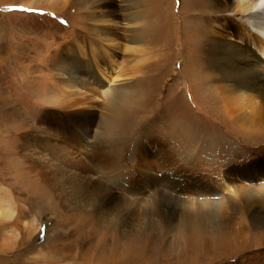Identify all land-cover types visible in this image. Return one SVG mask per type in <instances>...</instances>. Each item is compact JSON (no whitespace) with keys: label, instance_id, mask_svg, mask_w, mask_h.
Instances as JSON below:
<instances>
[{"label":"rangeland","instance_id":"rangeland-1","mask_svg":"<svg viewBox=\"0 0 264 264\" xmlns=\"http://www.w3.org/2000/svg\"><path fill=\"white\" fill-rule=\"evenodd\" d=\"M189 2L160 0L168 20L160 37L156 0H0V264H264V131H248L245 112L219 116L204 80L192 77L195 64L204 66L191 52L203 51V39L185 31L205 18L187 11ZM197 3V11L209 4ZM159 37L174 54L158 50ZM67 75L97 88L92 122L81 130L63 110ZM172 114L189 124H174L184 135L170 128ZM68 131L99 149L98 160L104 150L123 155L118 169L93 170L99 186L86 203L54 189L75 173L55 168L58 145L73 144ZM151 141L177 171L165 178L152 160L157 181L141 198L128 182ZM154 192L158 211L143 219ZM249 196L253 213L243 205ZM118 198L140 215L103 222L98 207ZM132 217L136 226L121 231Z\"/></svg>","mask_w":264,"mask_h":264},{"label":"bare ground","instance_id":"bare-ground-1","mask_svg":"<svg viewBox=\"0 0 264 264\" xmlns=\"http://www.w3.org/2000/svg\"><path fill=\"white\" fill-rule=\"evenodd\" d=\"M209 1L212 2V4ZM209 1L207 0L209 4H205L206 8L204 7L202 11H197V9L194 7L196 4H198L197 0H191L193 5L189 2L190 7L187 9V11H190V13H192L196 18L199 16L205 18V19L203 18L204 20L202 21L203 25L197 23L194 26L190 27L189 30L185 31V34H187V32L190 33V35L188 36L193 35V38H191L192 40L198 41L197 38L200 36H202L203 39L202 41L204 46L203 51L198 50V48L195 50V47L193 50H191L192 54L196 56L197 55L202 56L201 65H204L201 68L198 67L193 62L196 68H193L191 70L192 71L191 73H194L192 77H195L196 79L198 78L199 80H204V82L202 81L203 82L202 85L206 86L205 90L208 91L209 94L208 93L207 94L210 97L208 99L213 100L214 102V104H211L213 106L212 109L215 110L216 107L220 109L221 113H218L219 116L226 115L233 118L236 117V115L238 114L237 112H245L246 113V115H244L245 120L243 121V119H241L242 120L241 121L238 118L239 121L246 127L248 131L263 133L264 131V0H209ZM159 7H160V0H156L155 9H156V14L159 15L157 19L155 17V21H156L155 23L158 25L156 31L158 35L161 37V34L164 31L168 30L167 27L168 20L165 14L159 11ZM104 16L108 18L107 15ZM102 21L103 23L108 24L110 20L106 19ZM205 24L207 25V28L205 29L206 32L205 35H202L201 34L203 31L202 27H204ZM109 26L111 28H109L107 25L103 27L106 30L105 34L107 36H109L108 34L109 31L111 32V30H113L112 28H114L111 25ZM201 28L202 30H200ZM160 37L159 39L157 38L154 39L157 42L156 47L157 46L159 47L158 50H161L163 52L165 50H168V52L174 54V49H173L174 47L172 48V46L166 47L162 45L164 41L162 42V38L160 39ZM105 41L110 42L111 39L110 40L106 39ZM164 53L162 54L163 61L165 60V56H168V54L164 55ZM197 68H201V70L198 71L199 69L197 70ZM60 81L65 83V85H63L62 88L68 89V91L69 89L71 90L68 93V97L66 99L65 98L63 99L64 101H62V106H63V110L65 111L64 113L67 114L69 119H71L72 123L74 124V125L72 124L73 125L72 129H74L75 126L79 130H81V126H82L81 124H85L89 127L90 122H92L91 121L93 114L92 111L96 107V101L94 100L96 98L95 97L96 94L94 92L96 91L97 88L89 85L87 81H84L83 79H80L75 75L73 76L67 75L65 79L62 78ZM143 103H144L142 104L143 107L148 105L145 102ZM172 115L175 118L171 119L174 122L170 124L172 125L170 126V128L175 127L174 124H178L182 121L179 119L178 116H176V114L175 115L172 114ZM249 118L252 119L249 120ZM181 123L185 124L186 127L187 126L189 127L187 121L185 122L184 120ZM177 129L180 130L181 133L184 135V131L182 130L183 128L182 129L177 128ZM86 132H88V130ZM64 134H66L65 137L68 138L69 131L64 132ZM75 136H77V138H71V137L68 138L73 141V144L71 146L67 145L66 143L67 140L62 141L58 145V147L56 145L57 147L56 150L58 151L57 152L58 157L57 156L56 157L59 160H57L58 162L56 165L57 167L55 166L54 167L58 169L62 168L63 170L74 171L75 173L70 178H66L62 182L58 183V185L54 184V189L55 191L59 189L58 197L61 200L70 202V200L72 199L74 200V198H78L81 204V203H86L89 200V196L98 190L97 186H99V184L94 183L93 181V176H92V173L94 172L93 170L101 166L106 169L107 173H109L110 171L112 172L114 171V169H118V164H117L118 161L116 160V158L118 156L122 157L123 155L121 151L120 152L117 151L118 153L116 154V158H115L113 151L104 150L101 153H104L107 156H102L101 157L102 161L98 160L97 159L98 157L95 156L100 152L99 149L97 148L98 150H96L95 147L91 148V146L89 149L90 144H88V141L85 140L84 135L82 134L80 135L79 133H77L75 134ZM83 141L85 145L83 147H80L81 146L80 144ZM77 144H79L78 146L80 148L76 147ZM150 146L155 150L150 148L151 151L150 149H147V151L143 150L141 152L139 156H141L140 159L142 160L137 164H135V166L133 165L134 167H132L133 173H135L133 177V181L129 179L130 181L128 182L129 184L128 190H130L131 194L135 193L137 194V196L140 197L144 195V192L146 190L148 191L149 189H151V185L146 186L148 181L150 182L152 180L153 184H156L157 181L156 180L157 178H155L156 175L153 172V169L154 168L156 169V167H154V162L152 160L157 162V167L159 169L165 171V172L163 171L162 174V176H165V178L175 176L173 173L177 171V168L175 167L176 163L165 151V148H163L160 144L154 146L153 141L150 142ZM83 155L85 158L83 157ZM87 159H89L88 162H86ZM146 159H149V161H146ZM142 173L144 174V177L145 175L148 176L144 180H142ZM40 176L41 179L44 180L43 174H41ZM243 177H247V176H243ZM247 180L249 182H254L253 177H249L247 178ZM231 186L235 188L234 189L235 194L242 193L240 187H238V185H236L235 183L232 184L231 182ZM157 194H158L157 192H154L153 198H151L153 200H148L149 202L148 204L150 206L149 211L148 210L146 211L144 209L145 211H142L143 214L141 215L140 212L135 210L134 208L132 207L129 208L128 207L129 203L125 202L124 199L118 198V202H119L118 205L112 206L111 204H107V203L100 205L98 207L100 214L99 217L103 220V222L107 224L108 223L112 224L114 222V219L119 215H121L120 214L121 212L122 214L127 213L126 216L131 217V216L140 215L142 216L141 218L146 219L148 218V215H150L152 211L154 212L158 211L157 200L159 198ZM140 200L141 199H138V201H135V203H139ZM254 204L255 202L253 201V198H251L250 196L249 198H245V200H243L244 209L252 210L251 211L252 213H253ZM240 214L243 215V212ZM132 218L131 219L129 218L131 223L128 222L127 220L126 223L121 221L120 224L121 231L123 230V232H125L126 229H129V227L133 228V226H136V224H134V221L136 220L138 221L140 218H133V219ZM242 223L243 222L240 223L241 226ZM263 223H264V217H263V221H261L260 224ZM14 224L16 225V223ZM190 225L192 226V224ZM237 233L241 234L240 231Z\"/></svg>","mask_w":264,"mask_h":264}]
</instances>
